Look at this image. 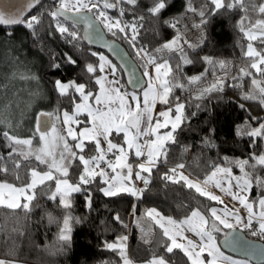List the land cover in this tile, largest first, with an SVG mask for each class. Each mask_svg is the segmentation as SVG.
Wrapping results in <instances>:
<instances>
[{"label":"snow or ice","instance_id":"snow-or-ice-1","mask_svg":"<svg viewBox=\"0 0 264 264\" xmlns=\"http://www.w3.org/2000/svg\"><path fill=\"white\" fill-rule=\"evenodd\" d=\"M208 2L212 6L210 10L203 8L198 10L193 6L192 0H187L186 11L195 13L200 18V22L193 27L202 30L208 22L206 14L215 15L222 10L233 9H239L243 13L238 27L248 41L244 56L251 63L248 66L250 70L241 68L239 73L241 78L252 77L251 82L254 86V91L245 93L243 98L257 100L264 106V80H257L251 71L255 70L264 77V51H258L253 46L254 41L264 45V18L256 19L254 22L249 19L246 0H208ZM39 3L40 0H28L23 9H18L13 14L0 11V25H24L31 30L34 37L39 39L36 29L41 24L43 14L25 16V11H30ZM139 3L140 0H56L55 7L47 12L51 19L49 26L52 29L49 34H58L65 43L77 50H80L84 42L89 45L102 43L112 56L119 58L121 66L118 68L102 53L90 52L91 56L98 57V63H86L85 71L90 80L98 86V90L93 92L87 84L77 83L76 80L68 82L56 80L55 90L59 96L69 99L73 110L70 112L67 109L62 111L57 109L55 112L38 113L32 137L21 138L11 134V120L0 112V125H4L7 129L0 135L10 149L7 157L0 155V173L7 175L10 172L5 163L6 159L12 160L14 169L12 174L16 180L20 179L17 173L23 162L34 159L47 168L46 171L29 169L28 181L20 186L0 180V207L13 212L18 209L26 213L30 212L33 201L37 200V188L45 186L46 182L55 181V191L51 193L49 199L56 200L59 196L60 206L66 212L58 236L64 245L71 241V222L76 219L69 211L72 207L70 197L72 193L87 191L83 186L91 184L96 177L103 178L106 186L100 191L105 196L115 197L122 193L135 196L137 199L144 196L152 182L153 170L158 168L160 163L167 162L169 146L177 142L176 134L182 130V125L187 120L185 104L179 97L173 96L174 89L185 88L186 84H195L204 75L189 77L185 84L180 83L179 78L173 74V65L170 63L173 56L178 59L175 71L180 72L183 65L193 62L188 57L185 46L193 49L203 43V36L196 45L184 39L178 27L181 19L179 17L162 21L176 31V35L171 40L164 42L153 51H149L145 45L138 46L145 17L134 12L130 20H125L124 17L126 12H132ZM168 7V0H152L146 12L149 17L160 20L162 13ZM253 8L258 15L264 17V0H260ZM110 9L116 10L118 15H110ZM105 30L116 39H105ZM117 40L126 41L136 58L142 62L139 65L135 62L130 64L126 59L128 53L121 52L116 47ZM65 57L68 64L76 65L77 61L67 53ZM202 60L213 73L217 66L221 70L227 68L228 62L223 60L217 61L209 56L202 57ZM52 67L59 69L60 64L54 63ZM209 68L205 69V74ZM122 73H127L126 84L131 85L133 91H127L126 86L120 83L123 79ZM11 78L36 79L34 75L19 70L14 71ZM223 83V78L218 77L215 83L203 89L201 96L213 91H222ZM7 88L8 84H0V92H4ZM137 88L140 89L141 95L137 94ZM170 98L174 101V106H169ZM157 103L168 107L154 117ZM11 107V103L4 106L5 109ZM239 107L244 109L245 105L240 104ZM81 115L85 116L84 121L79 119ZM58 122L64 126L63 132L58 131ZM114 135H122L123 142L115 143ZM237 135L264 139V123H259L258 127H250L246 123L237 129ZM35 137L39 140L38 147L33 146ZM69 139L74 143H69ZM205 143L215 146L207 140ZM89 144L93 146L95 154L85 156L84 152ZM109 154H112L114 159H109ZM130 154L138 160L141 157L144 160L133 165L129 163ZM14 156L18 158L14 159ZM224 159L227 161L228 158ZM77 162L82 166V170L78 182L72 184L64 177L68 176L70 168ZM232 163L240 169L242 175L233 176L231 167L213 164L211 172L203 181H194L184 174L183 163L161 174L160 178L166 182V185L180 184L209 201L224 205L223 198L211 191L209 186L220 189L222 193L238 201L247 212L246 216L241 215L238 208H229L227 205L220 209L208 207L201 210L200 207H196L191 210L190 215L177 221L172 217H163L155 208L147 209L145 215L159 225L162 237L166 238L163 245L166 253L179 250L186 257L188 264H251L249 259H235L225 255L221 250L222 247H232L245 251L250 256L260 255L264 259V249L258 251L255 245L241 235L243 231L252 237L264 240V195L258 200H249L247 195L253 186L264 191V176L259 175L257 171L264 170V153L260 155L253 153L250 159L235 160ZM218 174H223L220 179H217ZM133 175L135 181L132 179ZM136 181L142 182L143 187H137ZM86 200L91 207L90 192ZM257 204L259 211L255 210ZM48 220L49 223L57 222L50 214ZM115 220L120 221V217L117 215ZM0 231H3L2 225ZM141 231L143 232V229ZM221 233L223 245L217 239ZM141 239L145 243H150L144 235ZM127 240L126 235L118 236L112 243L105 242L104 247L115 252L121 264H134L127 253ZM0 264H18V261L0 258ZM102 264L108 262L104 261ZM144 264H168V261L164 256L152 255Z\"/></svg>","mask_w":264,"mask_h":264},{"label":"trees","instance_id":"trees-1","mask_svg":"<svg viewBox=\"0 0 264 264\" xmlns=\"http://www.w3.org/2000/svg\"><path fill=\"white\" fill-rule=\"evenodd\" d=\"M259 2L260 0H246L249 9L248 17L253 22L264 18L253 8ZM55 3L56 0H40V3L27 15L43 14L41 24L36 29L39 39L34 37L31 30L24 25H0V51L8 45L13 44L15 47L17 45L20 48L17 53H24L31 61L27 73L35 74L36 79L42 82L39 86L46 101L44 99L45 102L38 105L33 119L40 111L72 110L69 99L59 96L55 90L56 80H76L77 83L87 84L93 92L97 89V85L86 73L85 65L86 63L97 64L98 58L91 56L90 52L103 50L85 42L81 44L80 50H77L65 43L58 34L50 35L51 19L47 12L55 7ZM151 3L152 0H140L139 5L132 12H126L124 17L125 20H130L133 12L145 17L138 46L145 45L149 51H153L164 42L171 40L176 35V31L162 21L173 17L181 18L178 27L188 43L196 45L203 36V43L200 46L193 49L185 46L188 57L193 61L191 64L183 65L181 71L176 72L175 65L178 59L173 56L170 60L174 69L173 74L179 78L180 83L186 84L187 78L204 75L195 84H186L185 88L174 89L173 96L179 97L185 104L187 120L182 125V130L176 134L177 142L169 146L167 162L160 163L158 168L153 170L152 182L144 196L139 199L126 193L115 197L105 196L100 191L103 186L101 177H96L91 184L83 186L87 191L72 193L70 197L72 207L69 211L76 219L71 222V241L67 245L58 239L66 212L60 206L59 196L56 200L49 199L51 193L55 191V181L46 182L45 186L37 188V200L33 201L30 212L26 213L22 209L13 212L0 207V225L3 226V231H0V258L12 259L22 264H102L104 261L108 264H121L119 256L107 250L104 245L105 242L116 241L118 236L126 235L128 236V254L134 261H145L152 255H157L164 256L170 264H188L186 257L179 250H175L174 253L165 252L163 245L166 238L162 237L160 227L148 218L145 212L148 208H155L163 215L180 219L187 216L192 209L200 207L204 210L216 204V201H209L199 196L194 190L180 184L167 183L166 185V182L160 178L161 174L179 163L185 165L184 174L190 179H204L212 170L213 164L231 167L233 172L241 173L232 161L250 159L253 153L256 155L264 153V139L237 135V129L246 123L250 127H258L259 123H264V106L257 100L243 98L245 93L254 91L252 77L241 78L239 73L241 68L250 70L248 66L251 63L244 56L248 41L238 27L243 13L239 9H233L222 10L215 15L206 14L208 22L201 30L193 27L200 22V18L195 13L186 11L187 0H168L169 7L162 13L160 20L149 17L147 14L146 9ZM192 4L198 10L202 8L210 10L212 7L208 0H192ZM109 14L118 15L114 9H110ZM105 32L107 37L116 39L106 30ZM118 41L126 47L139 65L142 61L136 58L128 43L124 40ZM253 46L258 51H264V45L259 41H254ZM65 53L77 61L76 65L66 62ZM204 56L228 62L226 70H221L217 66L213 73L202 60ZM54 63L60 64V68H53ZM206 68H209V71L205 74ZM251 71L257 80H264V77L255 70ZM121 75L123 76V73ZM218 77L223 78V90L201 96L203 89L210 87ZM120 83L124 84L127 90H131L125 83L124 76ZM240 104H244L245 108L241 109ZM169 106H174V101H171ZM158 107L168 106L159 103ZM3 131L4 128L0 125V133ZM113 140L122 142V135H114ZM205 140L215 146H209ZM6 143L0 135V155L5 157L10 150ZM69 143L74 142L69 139ZM193 147L199 149V158L188 161L189 150ZM93 154H95L93 146L89 144L84 155ZM225 157L228 158L227 161ZM5 163L10 172L7 175L0 173V180H6L17 186L28 181L29 169L47 170L45 165H40L32 159L22 163L17 173L20 179L16 180L12 174L14 171L12 160L6 159ZM81 170L82 166L77 162L64 178L77 183ZM257 171L259 175L264 176V170ZM88 192L91 193V207L86 200ZM262 195L264 191L253 186L248 196L250 200H257ZM49 214L56 218V223H49ZM117 215L122 223L115 220ZM142 235L146 236L150 243H145L141 239ZM246 235L252 237L247 233ZM222 236V233L218 235V241ZM10 252L13 254L9 255Z\"/></svg>","mask_w":264,"mask_h":264},{"label":"rangeland","instance_id":"rangeland-1","mask_svg":"<svg viewBox=\"0 0 264 264\" xmlns=\"http://www.w3.org/2000/svg\"><path fill=\"white\" fill-rule=\"evenodd\" d=\"M19 49L17 45L15 47L11 44L0 51V84H8V88L4 92H0V112L11 120V134L21 138H29L33 136L35 130V119H33L35 110L38 109L40 103L46 101V97L43 96L39 86L42 85L39 79L20 80L11 78L14 71L27 72L29 65H31V61L24 53H17ZM32 75L36 77L35 74ZM136 91H140V89ZM9 103L12 107L5 109L4 106ZM2 127L7 130L4 125ZM57 129L63 132V127L59 122ZM33 146H39L38 137L33 138ZM199 155V149L193 147L189 150L187 160H197Z\"/></svg>","mask_w":264,"mask_h":264},{"label":"water","instance_id":"water-1","mask_svg":"<svg viewBox=\"0 0 264 264\" xmlns=\"http://www.w3.org/2000/svg\"><path fill=\"white\" fill-rule=\"evenodd\" d=\"M51 1H55V0H51ZM27 2H28V0H0V11L5 12L6 14H13V13L17 12L18 9H23L24 5H26ZM32 9L30 11H25V16H27L29 13H31ZM104 35H105V39L113 40V39L107 37L106 32H104ZM85 43H87V42H85ZM90 46L105 51L116 62V64L119 67L121 66V61L119 60V58L112 56L111 53H109V51L103 47L102 43H94V44H91ZM116 47L119 48L121 52H127L128 53V56L126 57V59L128 60V62L130 64L135 62L138 65L137 61L132 57V55L129 53V51L126 49V47L118 40H117ZM138 74H139V72H138ZM123 76H124L125 83H126L127 73H123ZM127 86L129 89L133 90V87L131 85H127ZM136 90H139V89L137 88ZM40 112H45V111H40ZM40 112H38V113H40ZM241 235L244 237L245 240H247L251 244L255 245L258 251L261 249H264V241L263 240L249 237L243 231L241 232ZM219 242L221 243V245H223V236L220 238ZM222 249L229 254L239 256V257H242L245 259H249V260H251L252 264H263L264 263V259H262L260 255L250 256L245 251H242L239 249H234L232 247H222Z\"/></svg>","mask_w":264,"mask_h":264},{"label":"crops","instance_id":"crops-1","mask_svg":"<svg viewBox=\"0 0 264 264\" xmlns=\"http://www.w3.org/2000/svg\"><path fill=\"white\" fill-rule=\"evenodd\" d=\"M94 52H98V53H102L103 55H105V56H107L109 59H111L112 60V62L113 63H115L116 64V62L105 52V51H94ZM98 58V57H97ZM117 65V64H116ZM117 67H118V65H117ZM149 71H150V73L152 72V69L150 68L149 69ZM60 81H62V82H68V81H70V80H60ZM98 90V86H97V89H96V91ZM95 91V92H96ZM127 91H129V92H131V91H133V90H127ZM137 92V94L138 95H141V91H136ZM158 104L159 103H157L156 105H155V109H154V113H153V115H154V117L160 112V111H163V110H165L166 109V107H158ZM62 110H64V109H62ZM61 110V111H62ZM73 110V109H72ZM71 110V111H72ZM70 111V112H71ZM79 119L81 120V121H84L85 120V116H83V115H81L80 117H79ZM60 125H62V124H60ZM83 125H81V127H82ZM62 127H63V130H64V126L62 125ZM79 130V128H77V131ZM163 131V130H162ZM115 143H122V142H117V141H114ZM109 159H114V157L112 156V154H109ZM144 160V158L143 157H141V158H139V160L137 159V158H135L133 155H131L130 154V156H129V163H132L133 165H136L137 163H139V162H142ZM102 167H106L105 165H101ZM220 166H222V165H220ZM222 167H226V166H222ZM134 172H135V168H134ZM211 172V171H210ZM209 172V173H210ZM208 173V174H209ZM111 174V173H110ZM222 175L223 174H218V176H217V179H220L221 177H222ZM232 175L233 176H240V175H242L241 173H235V172H233L232 171ZM66 179V178H65ZM134 181H135V175H133V178H132ZM68 180V179H67ZM101 180L103 181V178L101 177ZM192 180H194V181H203L204 179H195V178H192ZM69 181V180H68ZM70 182V181H69ZM70 183H72V182H70ZM138 183V181H136V184ZM72 184H75V183H72ZM106 185L103 183V186H102V188L103 187H105ZM209 188H210V190L211 191H213L216 195H220L222 198H223V200H224V205H227L229 208H238L239 210H240V213H241V215H244V216H246L247 215V212H246V209H244L240 204H239V202L238 201H236V200H233L232 199V197H230V196H227V195H225L224 193H222L221 191H220V189H217V188H214V187H211V186H209ZM233 190H235V187L233 188ZM247 195H249V193L247 194ZM248 199H249V196H248ZM250 200V199H249ZM258 200V199H257ZM224 205H221V204H219L218 202H216V204H214V205H212L211 207H217L218 209H220V208H223L224 207ZM148 209H150V208H148ZM256 211H259V206H258V204H257V206H256V209H255ZM158 211V210H157ZM159 212V211H158ZM160 213V212H159ZM190 213H191V211H190ZM190 213L188 214V215H190ZM163 217H169V216H166V215H163L162 213H160ZM187 215V216H188ZM186 216H184V217H182V218H180V219H175V220H177V221H179V220H182V219H184ZM174 219V218H173ZM159 226V225H158ZM189 235H191V234H189ZM194 238V237H193ZM110 243H112V242H110ZM224 253H225V255H228V256H231V257H233V258H235V259H245V258H242V257H239V256H235V255H232V254H229V253H227V252H225L223 249H221ZM127 253H128V240H127ZM128 256H129V254H128ZM130 257V256H129ZM131 258V257H130ZM131 260H132V258H131ZM133 262H134V264H144V262L146 261H134V260H132ZM18 264H22V263H18ZM168 264H170L169 262H168ZM252 264V263H251ZM264 264V263H263Z\"/></svg>","mask_w":264,"mask_h":264},{"label":"built area","instance_id":"built-area-1","mask_svg":"<svg viewBox=\"0 0 264 264\" xmlns=\"http://www.w3.org/2000/svg\"><path fill=\"white\" fill-rule=\"evenodd\" d=\"M136 186H137V187H142L143 184H142V182L138 181V183L136 184Z\"/></svg>","mask_w":264,"mask_h":264}]
</instances>
